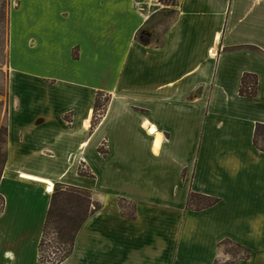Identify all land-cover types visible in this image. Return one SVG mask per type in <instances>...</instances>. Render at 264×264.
I'll use <instances>...</instances> for the list:
<instances>
[{
    "label": "crops",
    "instance_id": "crops-1",
    "mask_svg": "<svg viewBox=\"0 0 264 264\" xmlns=\"http://www.w3.org/2000/svg\"><path fill=\"white\" fill-rule=\"evenodd\" d=\"M7 4L0 264H39L57 184L101 205L61 264H264V0ZM100 93L111 101L90 133ZM191 192L219 201L188 210Z\"/></svg>",
    "mask_w": 264,
    "mask_h": 264
},
{
    "label": "rangeland",
    "instance_id": "rangeland-1",
    "mask_svg": "<svg viewBox=\"0 0 264 264\" xmlns=\"http://www.w3.org/2000/svg\"><path fill=\"white\" fill-rule=\"evenodd\" d=\"M7 13L8 4L7 0H0V180L4 174L7 165V137L6 136V112L8 108L7 97V73H6V33H7ZM111 101L110 96L105 94H98L96 96V103L94 109V115L91 120L90 133L96 128L99 120L106 112L109 103ZM97 106V107H96ZM8 133V131H7ZM258 148L264 151V129L259 133L257 140L255 141ZM104 147L100 148V152L103 154ZM80 174L92 176L91 173H85L83 170ZM58 186H65L57 184L52 192V195ZM52 197V196H51ZM228 197V196H227ZM94 199V198H93ZM95 200V199H94ZM96 201V200H95ZM207 200L201 201V206L207 204ZM122 211L125 214H130L133 211V205L128 203L119 202ZM4 207V199L0 196V212ZM45 225V224H44ZM249 226L245 222L234 221L231 232L242 240H249L248 237ZM43 237V235H42ZM68 246L64 245L58 238L52 226L46 231L44 238L42 252L40 253L41 263L48 264L47 260L57 261L64 255ZM222 250L232 256L234 259H245L250 255V251L247 248H242L233 243H224ZM61 264V263H60Z\"/></svg>",
    "mask_w": 264,
    "mask_h": 264
},
{
    "label": "trees",
    "instance_id": "trees-1",
    "mask_svg": "<svg viewBox=\"0 0 264 264\" xmlns=\"http://www.w3.org/2000/svg\"><path fill=\"white\" fill-rule=\"evenodd\" d=\"M164 1L166 3L171 2V0ZM257 91V77L252 74H245L241 81L239 90L240 96L253 98L257 95ZM263 129L264 125L258 124L256 127V136H258ZM7 135L8 133L6 129V136ZM203 200H207L208 202L204 206H201V201ZM218 201L219 200L216 198L191 192L188 197L187 209L192 211H202L216 205ZM100 209L101 205L93 199L91 191L66 185L56 187L51 197L39 251L40 253L42 252L44 238L49 226L54 228L60 241L68 246V248L65 250L61 259L54 262L47 260L48 264H60L70 256L82 224L90 215ZM39 262L41 263L40 257Z\"/></svg>",
    "mask_w": 264,
    "mask_h": 264
},
{
    "label": "built area",
    "instance_id": "built-area-1",
    "mask_svg": "<svg viewBox=\"0 0 264 264\" xmlns=\"http://www.w3.org/2000/svg\"><path fill=\"white\" fill-rule=\"evenodd\" d=\"M148 2H150L151 0H147ZM177 0H171V2L166 3L164 0H157V4L159 6H165V5H171L172 3L176 2Z\"/></svg>",
    "mask_w": 264,
    "mask_h": 264
},
{
    "label": "bare ground",
    "instance_id": "bare-ground-1",
    "mask_svg": "<svg viewBox=\"0 0 264 264\" xmlns=\"http://www.w3.org/2000/svg\"><path fill=\"white\" fill-rule=\"evenodd\" d=\"M87 126H89V124ZM152 132H154V131H152Z\"/></svg>",
    "mask_w": 264,
    "mask_h": 264
}]
</instances>
